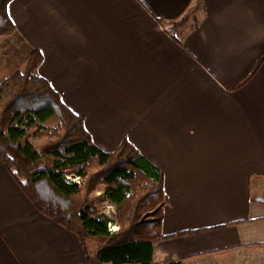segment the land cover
Listing matches in <instances>:
<instances>
[{
    "label": "crops",
    "instance_id": "crops-1",
    "mask_svg": "<svg viewBox=\"0 0 264 264\" xmlns=\"http://www.w3.org/2000/svg\"><path fill=\"white\" fill-rule=\"evenodd\" d=\"M8 10L16 28L0 36V58L15 48L24 69L39 49V74L94 143L112 151L127 139L159 170L168 198L153 264H264V59L247 79L264 55V0H11ZM0 264H90L78 234L2 164Z\"/></svg>",
    "mask_w": 264,
    "mask_h": 264
},
{
    "label": "trees",
    "instance_id": "trees-1",
    "mask_svg": "<svg viewBox=\"0 0 264 264\" xmlns=\"http://www.w3.org/2000/svg\"><path fill=\"white\" fill-rule=\"evenodd\" d=\"M10 1L0 0V36L16 28ZM42 60L33 50L24 70L0 82V164L41 212L78 234L90 264H153L168 198L159 170L127 139L112 151L95 144L84 116L39 74ZM105 202L118 206L116 220L100 212Z\"/></svg>",
    "mask_w": 264,
    "mask_h": 264
},
{
    "label": "rangeland",
    "instance_id": "rangeland-1",
    "mask_svg": "<svg viewBox=\"0 0 264 264\" xmlns=\"http://www.w3.org/2000/svg\"><path fill=\"white\" fill-rule=\"evenodd\" d=\"M1 38L2 37H0V39ZM2 48L0 45V52ZM8 50L10 51V53L9 51H8L9 54L7 55L3 53L4 54L2 56L3 58H0V59H3L2 61L0 60V80L5 79L6 77L11 75L16 70H19V69L24 70L27 67L26 65V67L22 69L25 64H23L22 61L20 60L21 57L15 56L16 53L13 52L15 48L10 47L8 48ZM103 190H104V187H100V191L94 192L93 198L96 199L97 194H100ZM99 208H100V212L106 215L108 218L112 220H116V217L118 215V206L116 204L105 202L104 204H101Z\"/></svg>",
    "mask_w": 264,
    "mask_h": 264
},
{
    "label": "built area",
    "instance_id": "built-area-1",
    "mask_svg": "<svg viewBox=\"0 0 264 264\" xmlns=\"http://www.w3.org/2000/svg\"><path fill=\"white\" fill-rule=\"evenodd\" d=\"M69 177H72V176H69ZM72 179H74V180H76V181H78V182L81 181L80 176H73ZM116 227H117V225H112V228H113L114 230L117 229Z\"/></svg>",
    "mask_w": 264,
    "mask_h": 264
}]
</instances>
